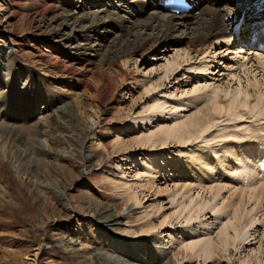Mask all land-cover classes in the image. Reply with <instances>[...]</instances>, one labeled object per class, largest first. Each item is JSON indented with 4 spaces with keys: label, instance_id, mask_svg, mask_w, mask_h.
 Listing matches in <instances>:
<instances>
[{
    "label": "rangeland",
    "instance_id": "rangeland-1",
    "mask_svg": "<svg viewBox=\"0 0 264 264\" xmlns=\"http://www.w3.org/2000/svg\"><path fill=\"white\" fill-rule=\"evenodd\" d=\"M45 1L49 3L47 0H0V73L8 83L0 88L11 92L9 103L0 106L5 107L2 111L7 113L6 118L0 120V264H101L103 261L98 259L103 256L118 255L126 261L130 255L142 257L146 254L148 257L153 252L165 254L163 264H176L175 261L182 259L178 253L184 242L197 240L208 233L215 237L223 222L232 216V210L227 207L233 201L240 200L233 194V188L241 186L234 181L235 173L246 172L245 166H248L247 161L241 158L242 149L250 145L264 147L263 117L243 110V119L229 121L227 116L217 117L209 111L216 90L220 91L219 98L223 103L228 98L221 91H233L241 86L247 88L251 95L259 91L264 95V52L257 46L234 44L232 39H228L232 44H215L216 53L213 51L207 57L192 54L187 61L189 36H182L178 32V38L168 44L159 45L144 56L129 59L124 71L129 72L130 76L134 75L131 76L133 79L119 84L122 78L120 69L115 67L110 70L101 63L105 51L122 33L121 29L109 24L101 27L90 39L102 45L99 54L89 51L94 61L92 66L83 67L84 61L75 65L87 74L86 79L99 90L90 96L85 85L70 77L57 76L54 70L47 72L34 58L35 53L42 49L60 57L62 64L68 59L67 56H74L73 46L87 42L85 38L76 37L71 43L72 47L70 44L64 46L61 36L72 34L66 30L56 36L55 43L51 41V44L48 38L51 34L37 26ZM76 1L88 11L98 10L105 5L120 11L118 5L127 6L131 0ZM230 7L240 14V6L230 2ZM129 10L136 11L133 14L136 19L141 18V12L134 10V7ZM198 13L194 14L198 16ZM159 14L164 16L166 12L160 10ZM182 55L184 59H181ZM176 56H179L181 64L174 67V74L168 72L166 77L167 61ZM121 67L125 69L124 62ZM99 69L101 75L111 78L114 83L112 94L107 98L105 88L97 78ZM147 89L151 91L149 94ZM59 91L64 97L60 96ZM46 92H50V95L47 96ZM258 96L252 98V106L261 103ZM153 104H166L165 111L150 114L148 105ZM65 111H72L70 116L74 131L64 130L61 116ZM96 112L102 121L92 129L90 118ZM199 117L203 121L216 117V127L192 143L180 145L174 141L164 149L158 144L152 155L148 154L153 151L148 148L150 145L142 147L135 143L136 139L158 131L161 126L168 128ZM45 122L55 135L48 140L39 135L41 126L37 127ZM11 129L22 136L25 134L23 139L30 148L28 156L11 151L12 148L7 146L4 137ZM94 132L97 135L95 139L104 147L89 146L86 136L93 138ZM108 135L109 138H106ZM226 135H234V139H226ZM68 140H71V144ZM40 148L57 153L43 156ZM231 151L233 155L229 153ZM81 152L90 154L91 161L87 163ZM237 153L239 160L234 157ZM208 161L210 164L207 165ZM224 162L232 166L222 167ZM260 168L256 166V172ZM31 169H34L35 183L27 179ZM259 176L254 181L264 182V173ZM240 181L248 190V180L246 183ZM217 185H225L226 188L214 201L209 188ZM130 193L140 196L141 205L135 206V200L128 199ZM175 193L180 194L176 196ZM185 195L198 201L202 198L211 200L213 205L221 206L220 213L215 214L207 208L199 219L187 225L184 219L187 213L181 217L178 215L182 208L180 203L187 201ZM174 198L177 199L175 202ZM67 201L69 206H66ZM107 208L109 212L105 213ZM246 208L255 210L244 216L243 224L249 222L250 216H256V220H259L248 226V244L241 245L239 251L231 248L228 259L216 257L206 264H240L243 260L253 264L256 254L264 259V200L252 201ZM98 211L104 214L98 216ZM217 215H220L219 219L214 220ZM116 216L117 221L111 222L108 227L99 221L100 218L108 221ZM165 219V225L161 226ZM201 222L214 224L204 227ZM59 235L84 245L83 251H86L87 257L71 252L67 246L58 245ZM154 237L156 239L152 242ZM249 240L252 242L249 243ZM259 247L261 253L256 251ZM35 253L38 254L34 259ZM181 264H203V261L189 260L188 257Z\"/></svg>",
    "mask_w": 264,
    "mask_h": 264
},
{
    "label": "bare ground",
    "instance_id": "bare-ground-1",
    "mask_svg": "<svg viewBox=\"0 0 264 264\" xmlns=\"http://www.w3.org/2000/svg\"><path fill=\"white\" fill-rule=\"evenodd\" d=\"M47 1H49V3H47L46 1L43 3L45 8L39 14V16L41 17L40 23L42 24L39 26L40 24L39 23L37 26L38 28L41 27V29L44 30L46 33L51 34L48 37L50 39V42L51 41L54 42L56 36L62 35V32L66 30L70 31L72 34H65L61 36L63 37L62 40H64L63 43L64 46L70 44V47H72L71 43L74 42L76 37L85 38L87 42L85 44H78L73 46V48L75 49L74 56L65 55L67 56L68 59L65 62H62V64L59 61L60 57L59 58L55 57L51 52L46 53L47 51L46 52L41 51L42 49L40 51H37L35 53V57L34 56L33 57L36 58L37 60L36 62L41 64L40 66L42 67L44 66L46 68L47 72L50 73L52 70H54L58 74L57 76L60 75L66 78L70 77L71 79L76 80L80 85H85L86 91L88 94H90V96L91 94L98 93L99 90H97V88H94L91 85V83H89V81L87 80L88 78L86 79L87 74L83 73V71L79 70L75 65L79 61H84L83 67L92 66L94 61L91 58L89 51L92 50L93 53L99 54L100 46L102 45L96 44L95 42H92L90 39L91 37H93L92 35L94 33H97L101 29V27L109 26V24L111 25V27H117L121 29L122 33L119 34L118 40L115 39L117 41L111 47L110 45L108 46L110 48H108L103 54L101 58L102 60L101 63L103 66L107 67L110 70H113L115 67H118L120 69L119 74L122 75V78H121V83L119 84H123L125 81L129 79H133L132 77L134 75L133 76L131 75L132 76L131 77L128 74L129 72L126 73L127 71H124L126 70V66L130 62L129 59L132 60L135 56L138 55L144 56L148 52L153 51L155 47L159 45L168 44L171 40L178 38V36L176 35L178 34V32H180L182 36L184 35L189 36L188 38L189 45L186 53L187 61H189L192 54L206 56L208 54L214 53L215 44H218L219 42L221 43L223 42V44L224 43L228 44L229 43L228 39L230 40L232 39L234 44L244 43L255 47L256 46L259 47V44L264 41V32L261 31L263 28V26H261V20L264 19V0H231V1L216 0L214 2L213 0H178L182 2V4L184 5L181 8V10L178 11V13L168 8V6L166 5L167 1H172V0H131L130 2H127V6L119 4L118 6L120 11H115L113 9L108 8L107 7L108 5H105V7L101 6L98 8V10L95 11H88L87 9H85V7L82 6V4L78 3L76 0H56V1L47 0ZM230 2L235 3L237 7L239 6L241 7L240 14L236 13V11H233V8L230 7ZM131 7H134V10L141 12L140 19H136L135 16L133 15L136 11L130 12L131 10H129V8ZM160 10H162V12H166V14L164 16H161V14H159ZM197 11H199L198 16L194 14L197 13ZM15 15L17 14H14V16ZM238 23L239 25L236 28V25ZM253 34H257V35L254 36ZM88 35L91 36L89 37ZM253 36L254 38L257 39V42H253L252 40ZM232 41L229 44H232ZM110 43H113V41ZM228 51L230 52L231 50L228 49ZM178 57L179 56H176V58L167 61V64L165 66L167 73L166 77H168L169 75L168 72L169 73L173 72L174 74V72L176 71L174 67L176 65L180 66L181 63L178 61ZM182 58L184 59L183 55L181 56V59ZM122 62H124L125 69L121 67ZM100 73H101V69L98 70L97 78L103 84L105 88V97L107 98L109 97L110 94H112L111 92L114 83L111 80V78L107 77L106 75H101ZM3 84H8V83H6L2 79V73H0V86ZM153 89H155V87H153ZM146 91L147 94L151 92L150 89H147ZM196 91H200V89H196ZM218 92L220 91L216 90L214 92V95L212 96L211 99V105L209 106L210 109L208 108L209 111L214 113V115H216L217 117L227 116L229 121H236L239 119H243V117L245 116V114L244 116L242 114L244 110L250 114H254L256 117L264 118V100H263L264 95L261 94L260 91H259L260 93L256 92L255 94L251 95L248 89L242 86L233 91H221V93H224V97L228 98V100L224 103L222 102V100H220L221 97ZM10 93H11L10 90L6 91V89L0 88V106L9 103V98L11 95ZM59 93L61 94L60 95L61 97L62 96L64 97V94H62V92L59 91ZM257 94H259L258 98H260L261 103H259V106L256 105L252 106L251 100L254 97V95ZM46 95L49 96L50 92H46ZM165 105L166 104H153L151 106L148 105L149 107L148 106L147 107L150 114H153L155 112L165 111L164 109ZM4 108L2 107L0 108V120L6 118L7 116V113L6 112L4 113L2 111V109ZM146 110L147 108L145 109V112ZM66 112L67 111L64 112V116L63 114L61 116L64 121V130L70 131L73 129L74 131L75 129L72 126L73 124L72 116H70L71 112L69 111L67 113ZM57 115L59 116V114ZM47 118L49 119V117ZM215 118L211 117L209 118V120L206 119L207 121L201 120L200 117L194 119L190 118V120L181 123L178 122L177 124L172 125V127L166 126L168 128H165L161 126V128L160 127L158 128V131L156 132L153 131L148 134H144L143 137L141 138L139 137L140 139H136L137 141L135 143L140 144L142 147L143 146L148 147L150 145L151 147L148 148H151V150L153 151L148 153L149 155L154 154L156 150L155 149L156 145L159 146L161 144L160 146L162 149H164V147H166L167 145L172 144V142L174 141L177 142V144L186 145L188 143H192L194 140L200 139L201 136L206 135L211 131L213 127H216L217 120ZM100 121H102V117H100L97 112L93 114L92 117L90 118L92 129L98 126ZM46 122L45 124L37 125V127L41 126L39 135L41 134L45 138V140H48L50 137H54L55 135L53 131H50V127L46 124ZM92 129L90 131H93ZM39 135L37 136L40 137ZM23 136L16 130L11 129L10 131H7L5 133L4 138L8 143L7 146H10V148H12L11 151L17 152L22 155L24 154V156H28V149L30 148H28L29 146L27 147V144L23 139ZM96 136L97 135L95 134V132L93 138L91 137L89 139V136H86V138L89 140L90 143L89 146H91L92 148L104 147L103 143L97 142V140L95 139ZM105 137L109 138V135ZM225 137L226 139H230L231 137L232 139H234V135L233 136L226 135ZM210 140L208 139V141ZM68 141L69 143L71 142V140ZM83 145L85 144L83 143ZM258 147L259 146L256 145L254 146L250 145V146H246L244 150L242 149L241 158H244V161H247L246 164L248 166H245L247 168L246 172L243 171L242 173H237V174L235 173L236 177H234L235 178L234 181L235 182L238 181L236 185L240 186L241 184V186L240 188L239 187L233 188L235 190L233 194L237 196L240 200L238 202H236V200L233 201V203L229 204L227 207V209L232 210V216L228 219L227 222L225 223L223 222V227H221V229L218 230V233L215 235V237H212V234L207 232L208 234L197 240L184 242L180 248V252L178 253L179 256L182 257V259L181 261L179 259L175 261L176 264H181L182 260L188 259V257L189 260L196 259L197 261H203V264H206L207 262H211L216 257H219L220 259H228V257L231 256L230 253L231 248L235 249L236 251H239L242 248L241 245H245V243H247L248 238L250 237L249 233L246 232L248 226L250 224L251 225L256 224L259 220H256V216L254 217L250 216L249 222L243 224L242 220L244 216L250 215L255 210V208L248 210L246 207L252 201L260 202L264 200V182L260 180L254 181V179H256V176H259V174L264 173V147H259V148ZM40 153L43 156H52L55 155L57 152L54 154V152L50 151L49 149L40 148ZM229 153H231L232 155L234 154L233 151ZM80 154L81 156L85 155L87 159V163L91 161L90 154H88L89 156L83 154L82 152ZM16 155L13 156L16 157ZM235 156H236L235 160H239L238 158L239 153L235 154L234 157ZM256 159H257V165L255 164ZM24 162L22 161V163ZM208 164H210V161L207 162V165ZM225 164L222 167L232 166L231 163H227V165ZM256 166L261 167L258 172H256L255 169ZM33 170L31 169L28 171L27 179L35 183V181H33L35 175ZM231 175L233 176L234 174L231 173ZM260 177L261 175L259 176V178ZM240 180H242L244 183H246L245 181L248 180V184H246L247 185L246 188H248V190L244 189L245 184H242ZM225 185H217L216 187L210 186L209 190L211 193H213L214 201L219 196H221L220 194L226 188ZM179 194L180 193H175L174 195L179 196ZM128 199H134L135 206L141 205L140 196L137 194L133 195L130 193ZM176 200L177 199L174 198L173 201L175 202ZM213 204L214 202H212L211 200H207V199L204 200L202 198L201 201H198L197 198L187 196V201L180 203V206H182V208L181 211L179 210L178 215L179 217H181L183 213H187L184 219L186 224L189 225L192 221L199 219L200 215L204 213V211L207 208L211 209V211H213L215 214L220 213L219 210L221 206L217 204L215 205ZM66 206H69L68 201L66 202ZM216 209H218V211H216ZM101 212L97 213V215L100 216L104 214V212L107 213L109 212V209L107 208L106 211L102 213ZM128 214H130V212ZM105 217L107 218V216ZM219 217L220 215H217V217H214V220H218ZM99 221L101 224L104 225V227H108L111 222L113 223L117 221V216L114 218L111 217V219H109L108 221L106 220L102 221L100 218ZM166 221L167 220L165 219V221L161 223V226L165 225ZM201 223H202L201 226L204 227H208L214 224V223L208 224V222L207 223L201 222ZM155 239L156 237H154L151 241L154 242ZM173 240H174L173 237H171V241ZM250 242L252 241L249 240V243ZM122 243L126 244L127 242H122ZM57 244L62 247L67 246V248L70 249L71 252L76 254L78 253L79 256L82 255V257L85 256L87 257L86 251H83L85 250L83 249L84 245H82L81 243L78 244L72 239L67 240L66 238H62L60 236L58 238ZM78 246L81 247L78 249L77 248ZM256 251L261 253V248L259 247V249ZM228 253L229 255L226 256V254ZM37 254L38 253H35L34 259L35 257H37ZM164 255L165 254L163 253L160 255L159 253L156 252L155 254L154 252L152 254L151 253L148 254V257L146 256V254L142 257L140 255H132V256L130 255L128 256V260L126 261L118 255L103 256L100 257L98 261L102 260L103 262L101 264H141L142 262L146 264H163V260L165 259L163 258ZM249 262L250 261L248 260H243L241 261L240 264H249ZM253 264H264V259L257 257L256 254L255 263Z\"/></svg>",
    "mask_w": 264,
    "mask_h": 264
}]
</instances>
